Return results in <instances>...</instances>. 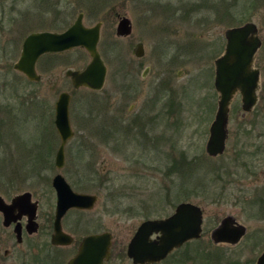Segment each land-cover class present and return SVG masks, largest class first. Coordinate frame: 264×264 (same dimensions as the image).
<instances>
[{
  "label": "rangeland",
  "instance_id": "obj_1",
  "mask_svg": "<svg viewBox=\"0 0 264 264\" xmlns=\"http://www.w3.org/2000/svg\"><path fill=\"white\" fill-rule=\"evenodd\" d=\"M142 1L140 7L137 0H113L99 10L75 1V19L84 12L85 25L105 20L99 51L108 72L98 91L75 89L65 74L91 61L84 48H75L70 58L61 57L56 67L42 72L41 82L32 83L14 67L19 51L13 43L6 44L8 37H0V194L9 201L31 191L41 199V213H53L56 195L51 182L58 172L54 161L60 143L55 103L68 91L73 128L86 135L87 143L83 149L74 142L66 146L62 173L75 189L100 196L89 212L90 231L113 233L112 264H133L127 246L139 224L169 216L181 202L202 208V235L156 264H206L208 252L220 253L219 264H256L264 250V203L258 202L264 197V153L247 159L251 175L242 168L240 177L229 183L228 169L242 150L239 140L264 152V0ZM114 13L132 20L131 37L112 33ZM246 22L257 24L263 42L254 61L262 74L259 101L246 113L241 95L234 96L226 151L213 158L206 146L219 99L215 60L224 53L225 31ZM140 41L146 54L138 59L132 50ZM145 66L151 67L147 79L141 76ZM133 70L139 95L123 90L133 81L128 77ZM136 117L140 135L115 133ZM244 129L251 134L243 140L238 131ZM245 150L252 153L254 147ZM228 215L246 226V234L236 245L214 244L211 232Z\"/></svg>",
  "mask_w": 264,
  "mask_h": 264
},
{
  "label": "water",
  "instance_id": "obj_2",
  "mask_svg": "<svg viewBox=\"0 0 264 264\" xmlns=\"http://www.w3.org/2000/svg\"><path fill=\"white\" fill-rule=\"evenodd\" d=\"M132 32L130 19L123 18L118 27V34L127 36ZM226 46L224 53L216 59L215 86L219 93L218 108L214 121L210 126L206 151L210 156L222 154L228 141V123L230 105L234 95L242 96V108L245 112L254 109L258 102L260 72L254 67L255 55L261 46L258 26L254 22H246L241 26L230 27L225 31ZM100 41V25L87 27L80 14L74 25L60 34L41 33L27 38L24 51L15 63V68L38 81L36 72L38 58L49 51H62L73 47L84 48L91 56V61L82 70H68L67 76L72 79L74 88L101 90L106 81L108 68L98 49ZM138 57L143 56L144 48L138 44L135 49ZM71 95L60 93L55 103V126L61 138L56 155V166L61 169L65 163V146L73 136L70 120ZM53 186L57 191V207L55 234L52 241L61 242L66 234L61 229V218L70 208L92 209L97 203L94 194L77 193L62 174L53 178ZM31 193L25 192L16 196L11 204H6L0 196V210L7 213L20 204H30ZM29 208V207H28ZM32 216H35L36 204L32 203ZM25 209V207H24ZM9 220L7 219V222ZM203 210L192 202H181L172 214L164 218L146 219L137 228L132 237L127 255L134 264H156L164 260L174 249L187 242L200 238L203 232ZM246 226L234 216L228 215L211 232L214 244L228 243L236 245L246 234ZM69 242V241H67ZM112 235L110 232L93 234L86 237L81 245L80 253L74 259L75 264H103L110 258ZM256 264H264V251L257 258Z\"/></svg>",
  "mask_w": 264,
  "mask_h": 264
},
{
  "label": "flooded vegetation",
  "instance_id": "obj_3",
  "mask_svg": "<svg viewBox=\"0 0 264 264\" xmlns=\"http://www.w3.org/2000/svg\"><path fill=\"white\" fill-rule=\"evenodd\" d=\"M75 1L76 0H0V37H2L3 39H5V37H8L6 38L7 39L6 44H9V46L11 47V43H13L14 50L16 52L19 51V59H20L24 51L25 42L28 37L34 34H41V33H54V34L64 33L70 27L74 25L77 19V18L75 19V16H74V9H75V3H76ZM112 1L113 0H83L84 5H86L88 9H94V10L102 9L103 7L112 3ZM137 1L140 7L141 5L145 4V2L142 0H137ZM110 8L114 12L116 11L115 5H111ZM80 14H83V23H84V17L86 16V13L80 12L78 16ZM114 15L116 18V24H115V29L112 30V33L115 30L114 31L115 37H119V38L131 37L133 33L132 20L125 14H120V13L115 14L114 13ZM123 18L130 19L131 24H132V32L127 36H122L118 34V27H119L120 21ZM104 22L105 20H100L94 25H90V26L85 25V24L84 25L87 27H94L97 24H99L100 25V38H101L103 37L102 27L104 25ZM260 40H261V46H262L263 44L262 39L260 38ZM99 44H100V41H99ZM99 44H98V49H99ZM138 44H142L144 48V54L141 57H138L135 54V49L137 48ZM75 48L77 47L69 48V49L62 50V51H49V52H45L44 54H42L36 62V72L40 76V80L38 81L31 80L23 72L19 70L17 71L21 75H23L25 79L28 80V82L39 83L43 79L42 78L43 71H47V70L49 71L54 66L56 67L58 65V60L61 57L70 58L69 54ZM2 50L4 51V53L8 52V49H6L5 45L2 47ZM132 52L136 58L138 59L143 58L146 54L144 42L140 41L136 43ZM14 67H15V64H14ZM254 67L258 68L255 66V63H254ZM120 69L123 70L124 67H120ZM258 69L260 72V87L258 90V101H259V91L261 88L262 74H261V69L260 68ZM68 70L70 69H67L65 71V74L67 73ZM150 70H151L150 66H145L143 68V71L141 73V76L143 79H147V76L150 74ZM131 73L132 74L128 77L129 78L132 77L133 81L130 82L128 85H124L123 90L128 92L129 94L132 91H134L132 94L139 95V89H138L139 82L135 81L137 72L133 70ZM215 76H216V67H215ZM215 76H214V86H215ZM67 77L72 82V79L69 76ZM127 79H128L127 77L124 78V80H127ZM215 89H216V86H215ZM62 92H68V91H62ZM68 93L71 95L70 92ZM71 99H72V95H71ZM241 101H242V96H241ZM70 104H71V101H70ZM134 106H135L134 104L130 105V108H129L130 111L133 110ZM149 106H152L153 108L152 104H150ZM249 112H246V113H249ZM229 117H230V113H229ZM116 118H114V123L116 122ZM111 121L112 120H109L108 122L111 123ZM137 121H138V117L129 121L128 126L126 128H123V129L118 128V129H114V131L115 133H118V134L119 132H122L130 136L133 134H135V136L140 135V133H138V130H137L138 128ZM54 124H55V119H54ZM71 124H72V121H71ZM144 125H146V123H144ZM86 126L87 125H85V127ZM72 129H73V136L68 140L66 146L74 142L75 144L78 143L79 146L82 147V149L85 148L86 143H87L86 135L82 134V132H78L74 130L73 124H72ZM56 132L58 134V138L60 141L59 146H60L61 138H60V135L57 129H56ZM103 132H106V131L104 130ZM250 134L251 132L246 129L238 131V137L243 138V140L246 138H249ZM228 140H229V134H228ZM239 144L242 145L243 147H242V150L236 152V155L234 156L233 161L231 162V167L230 169H228V174L231 177L229 179V183L232 182V178H234L235 176L238 175L240 177L238 170L240 171L242 168L247 169L249 172L248 174L251 175L252 171H251V168L249 167L250 165L248 164L247 159L250 158L252 160L253 156H258L259 154L264 153L261 150V146L256 147V146L251 145L252 148L254 147V151L250 153L251 151L245 150L246 148L250 149L251 148L250 145L245 144V141H242V140L238 141V145ZM66 146H65L64 166L61 169H58L55 161H54V166L58 170V172L55 173V175L62 174L65 177L66 181L70 184V182L67 180V177L64 175V173H62V170L64 169L66 165ZM226 148H227V145H226ZM52 149H53V146H52ZM225 151L220 155L211 156V157L213 158L220 157L225 153ZM56 155H57V152L55 154V160H56ZM53 178H52L51 184H52V188L56 195V203H55V208H54L53 213H50V214L41 213L40 211L41 199L34 198V194L31 191H23L22 193L16 194L12 196L9 201L6 200L3 195L0 194V196L3 198L6 204H11L13 202V199L16 196L21 195L25 192H30L32 195L30 204H20L14 210L9 209L7 213V219L9 220L8 222L5 217L4 212L0 210V221H1L0 229L4 231L3 235L0 234V264H75L74 259L80 253L83 240L90 235L100 234L103 232H110V234L112 235V245L110 248L111 255H110V258L108 260H105L103 264H112L111 258H112V251H113V233L111 231H90L89 212L92 211L96 207V205L99 203L100 196L96 193L87 192L85 188L84 189L80 188L79 190H77L72 186V184H70L73 191L77 193L96 195L98 198L96 205L92 209H89V208L81 209V208L73 207L67 210V212L61 218V229L64 232V234L67 235V237L65 236L64 238H62L61 242L59 243H54L52 241L53 235L55 234L56 207H57V191L55 187L53 186ZM262 201H264V197L258 202L262 203ZM33 202L36 204V211H35V214H33L35 216H32L30 212V210L32 211L31 207H32ZM169 255L165 259H167Z\"/></svg>",
  "mask_w": 264,
  "mask_h": 264
},
{
  "label": "trees",
  "instance_id": "obj_4",
  "mask_svg": "<svg viewBox=\"0 0 264 264\" xmlns=\"http://www.w3.org/2000/svg\"><path fill=\"white\" fill-rule=\"evenodd\" d=\"M263 203H264V201H262L261 204L263 205ZM217 250H219V249H217ZM207 254H208L207 257L204 255L205 256L204 261L206 260L208 262L206 264H217V263L219 264V263H221V261H223V257L220 255V253L208 252ZM187 260H190L189 257L187 259H184V261H187ZM237 264H239V263H237Z\"/></svg>",
  "mask_w": 264,
  "mask_h": 264
}]
</instances>
